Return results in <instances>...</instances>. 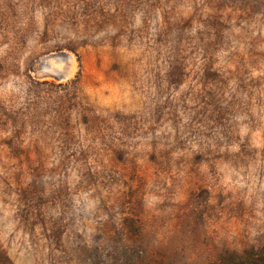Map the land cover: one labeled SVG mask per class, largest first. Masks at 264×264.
I'll return each mask as SVG.
<instances>
[{"label":"rangeland","instance_id":"374dc122","mask_svg":"<svg viewBox=\"0 0 264 264\" xmlns=\"http://www.w3.org/2000/svg\"><path fill=\"white\" fill-rule=\"evenodd\" d=\"M261 243L264 0H0V264Z\"/></svg>","mask_w":264,"mask_h":264},{"label":"trees","instance_id":"16d2710c","mask_svg":"<svg viewBox=\"0 0 264 264\" xmlns=\"http://www.w3.org/2000/svg\"><path fill=\"white\" fill-rule=\"evenodd\" d=\"M211 264H264V243L252 245L241 252H228Z\"/></svg>","mask_w":264,"mask_h":264},{"label":"bare ground","instance_id":"6f19581e","mask_svg":"<svg viewBox=\"0 0 264 264\" xmlns=\"http://www.w3.org/2000/svg\"><path fill=\"white\" fill-rule=\"evenodd\" d=\"M51 60H52V58H51ZM50 65L51 66L50 67H47L46 71L48 73H52V72H56V71H58V72L61 71L62 74H63V76H62L63 78H67L73 72V67L69 66L67 63L65 64L63 61H59V60L58 61H55V60H52Z\"/></svg>","mask_w":264,"mask_h":264},{"label":"water","instance_id":"95a60500","mask_svg":"<svg viewBox=\"0 0 264 264\" xmlns=\"http://www.w3.org/2000/svg\"><path fill=\"white\" fill-rule=\"evenodd\" d=\"M58 74H59L58 76H59L60 78H62V76H63L62 73H58Z\"/></svg>","mask_w":264,"mask_h":264}]
</instances>
